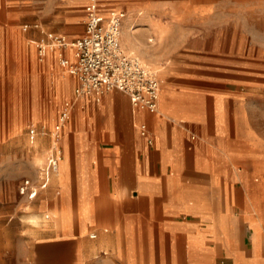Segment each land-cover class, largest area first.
<instances>
[{"label":"crops","instance_id":"crops-1","mask_svg":"<svg viewBox=\"0 0 264 264\" xmlns=\"http://www.w3.org/2000/svg\"><path fill=\"white\" fill-rule=\"evenodd\" d=\"M41 1L44 6L33 7L40 26L28 35L34 43L44 30L69 38L84 33L87 0ZM98 1L103 17L122 11L106 15ZM5 28V46L18 44L26 52L24 84L42 78L49 104L56 95L74 94L76 77L54 78L58 49L40 61L27 37H17L15 24ZM123 33L134 53L133 27L125 23ZM237 48L223 47L227 60L212 53L208 67L220 76L198 85L176 89L159 79L154 113L133 107L117 91L99 102L76 99L58 170L39 192L47 190L52 212H27L28 225L16 221L15 251L7 222L0 264H264V73L239 69L235 59L244 53ZM62 53L73 60L72 49ZM31 114L38 120L37 107ZM141 124L152 144L140 135Z\"/></svg>","mask_w":264,"mask_h":264},{"label":"rangeland","instance_id":"rangeland-1","mask_svg":"<svg viewBox=\"0 0 264 264\" xmlns=\"http://www.w3.org/2000/svg\"><path fill=\"white\" fill-rule=\"evenodd\" d=\"M0 1V233L2 227L10 222L8 241L15 251L16 221L28 225L24 217L27 212L51 214L53 206L44 196L47 190L41 192L34 202H28L19 195L18 185L23 178L34 179L38 165L44 161L51 147L53 127L64 104H69L68 121L72 122L80 103L71 92L69 97L56 95L54 103L49 104L48 88L42 78L37 84L31 81L24 84L21 70L26 52L18 44L5 46V39H2L5 32L1 30L7 24H15L17 37H27L24 41L34 52L35 43L28 38L32 29L23 32L22 27L34 23L37 10L33 7L38 4L44 6L45 1ZM56 1L60 3V0ZM101 3L107 9L106 15L118 10L124 12L122 46L131 52L123 33L126 23L133 27L137 42L132 50L134 53H131L173 88L179 89L191 83L198 85V82L220 76V71L208 67L212 64L208 57L212 53H220L221 58L227 60L229 52H222L224 46L226 49L238 47L244 53L243 57L236 56L235 59L243 65L239 69L264 73L260 69L264 66V0H102ZM62 73L69 76L67 68L57 58L55 80ZM242 75L254 76L250 73ZM8 93L13 95L10 100ZM8 103L15 107L14 111L8 108ZM34 106L40 114L38 120L31 114ZM24 107L29 109L28 114L21 115L19 111ZM31 126L36 127L33 138L29 134ZM64 129L59 138L62 152L60 141L66 134ZM57 192L59 189L56 188L55 194ZM26 206H29L27 210L24 209ZM91 232L93 230L89 229L87 234ZM101 256L107 255L101 253Z\"/></svg>","mask_w":264,"mask_h":264},{"label":"built area","instance_id":"built-area-1","mask_svg":"<svg viewBox=\"0 0 264 264\" xmlns=\"http://www.w3.org/2000/svg\"><path fill=\"white\" fill-rule=\"evenodd\" d=\"M85 30L81 36H68L52 31H43L44 37L35 42L36 54L41 61L46 54L58 49L60 64L76 77L74 97L82 99L92 96L99 102L101 96L110 91L125 94L133 107L154 113L158 108L160 81L157 72L147 66L139 57L127 52L121 45V22L124 12L119 11L109 17L99 12L98 0H87L85 6ZM39 25H24L23 30L38 28ZM70 48L73 60L62 51ZM69 104L65 103L55 121L51 147L45 160L36 169L34 179L23 178L18 185V193L27 201H33L39 192L49 185L50 177L58 170L61 159L59 138L69 119ZM140 135L152 144L145 124L139 126ZM31 138L35 135L33 126L29 129ZM91 234V237H94Z\"/></svg>","mask_w":264,"mask_h":264},{"label":"bare ground","instance_id":"bare-ground-1","mask_svg":"<svg viewBox=\"0 0 264 264\" xmlns=\"http://www.w3.org/2000/svg\"><path fill=\"white\" fill-rule=\"evenodd\" d=\"M61 155H62V153H61ZM27 216L30 217L29 215H27ZM28 217H27V218H28ZM32 217H33V216H32ZM45 217H48V215H46ZM30 219H31V217H30ZM45 219H46V218H45ZM54 223H55V222H54Z\"/></svg>","mask_w":264,"mask_h":264}]
</instances>
